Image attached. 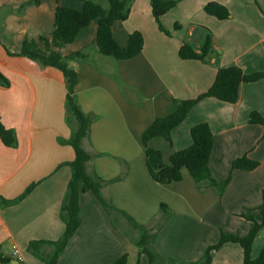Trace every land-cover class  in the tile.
Instances as JSON below:
<instances>
[{
	"label": "crops",
	"instance_id": "0c3cea01",
	"mask_svg": "<svg viewBox=\"0 0 264 264\" xmlns=\"http://www.w3.org/2000/svg\"><path fill=\"white\" fill-rule=\"evenodd\" d=\"M29 1L0 0V73L9 81L8 86L0 84V119L18 140V146L11 148L0 138V254L11 258L9 264H45L28 247L32 241H56L63 235L61 209L72 177L65 163L75 159L73 147L60 141L72 133L63 73L18 54L27 36L38 38L53 31L58 6L81 10L83 0H39L21 10ZM95 1L109 7L108 0ZM175 1L177 6L162 18L167 33L159 29L150 0H134L128 19L116 24L114 38L122 47L135 31L145 38L142 52L133 59L102 56L96 22L82 29L62 53L89 55L88 61L75 65L79 104L84 112L97 116L85 143L98 153L89 169L108 181L122 174L124 163L129 166L124 179L105 187V197L139 224L154 229L157 253L179 263L201 264L206 250L220 241L223 232L246 237L254 226L248 217L264 221L260 209L264 125L250 123L253 112L264 117V78L243 83L235 104L203 99L173 131L172 142L162 137L149 141L169 164L176 151L191 146V129L207 123L215 138L212 174L219 181L232 178L223 196L209 180L198 184L187 169L181 182H155L147 169L143 135L155 119L175 111L174 99H195L208 91L219 67L238 66L247 75L264 72V0ZM209 3L226 7L230 17L220 20L207 13ZM208 30L213 34L210 63L181 59L183 42L202 46ZM242 157L259 167L234 170L233 161ZM32 184L34 189L18 203L1 204L3 199L19 198ZM162 204L169 206L171 214L161 215ZM80 206L81 226L58 264H115L135 242V229L123 214H118L115 224L92 192L81 195ZM263 247L264 227L255 238L252 257L257 258ZM14 248L23 261L14 256ZM141 264H148L147 258ZM211 264H244V250L226 243L212 253Z\"/></svg>",
	"mask_w": 264,
	"mask_h": 264
},
{
	"label": "trees",
	"instance_id": "16d2710c",
	"mask_svg": "<svg viewBox=\"0 0 264 264\" xmlns=\"http://www.w3.org/2000/svg\"><path fill=\"white\" fill-rule=\"evenodd\" d=\"M60 1V0H58ZM134 0H108L109 7L105 8L95 0H83V8L76 10L73 8L58 6L55 14V28L47 36L33 38L27 36L23 42L21 51L18 55L37 61L44 67H55L59 69L64 77L67 88L66 110L67 122L72 129L69 139H60L61 143L68 144L75 151V159L66 162L72 170V177L68 184L65 198L61 209V218L65 224V230L59 240L56 241H32L29 244L28 252L39 257L45 264H58V261L67 248L82 223V209L80 206L81 195L92 192L116 224L118 214H123L129 225L138 231L139 237L135 243L141 248L137 264H141V258L146 257L148 264H185L176 260L164 257L157 253L153 247L156 233L153 228L139 224L125 212L117 209L111 199L105 197L103 191L105 187L115 181H120L128 174L129 166L123 164L122 174L113 180H103L95 171L89 169V163L98 153L87 149L85 143L90 141L91 126L97 119L94 114H89L81 108L76 87L78 84V74L75 65L89 60V55L85 51L73 52L63 55L62 50L68 45L73 44L79 32L90 26L93 22L97 23V48L102 56L115 60H129L139 55L145 44V38L140 31H135L130 35L128 45L122 47L114 38V27L119 22L128 19L131 6ZM152 13L159 29L165 33L162 25V18L177 6V1L171 0H150ZM39 0H31L22 6L24 10L27 6L37 5ZM205 10L220 20L230 17L229 10L217 3H209ZM1 42V39H0ZM213 53V34L209 30L206 33L204 43L198 46L196 43L184 41L179 50V56L183 60H198L210 63L209 58ZM264 78V72L245 74L238 66L227 68L219 67L214 83L208 91L195 99L180 100L174 99L175 111L166 116L157 118L144 132L143 144L146 152V165L152 179L163 185L181 182L183 180V169H187L193 179L199 184L209 180L211 184L219 190L221 196L224 195L231 177L225 180H216L210 168V159L215 143V138L211 127L207 123L194 126L191 129L192 144L186 149L176 151L170 163L163 160V154L149 146V141L155 137H162L172 142L173 131L179 127L188 117L191 110L203 99L213 97L221 101L235 104L239 101L240 87L243 83H254ZM0 84L9 85V81L0 73ZM251 124L264 125V117L258 112H253L250 116ZM0 138L4 145L11 148L18 146L17 135L13 129L7 128L0 119ZM234 170L253 171L259 167V163L248 157L238 158L233 161ZM36 186L32 184L26 191L15 200H1V204L13 205L26 197ZM202 191L203 188L199 187ZM261 211L264 215V192ZM161 215L168 216L171 210L168 205L162 204L160 207ZM254 223L252 230L246 237L229 235L222 233L220 241L210 246L199 262L201 264H211L212 253L220 249L226 243L232 242L239 244L244 250V264H264V247L257 258L252 257V248L256 236L264 227V221L258 223L253 217H248ZM169 218H166V221ZM160 225V224H159ZM160 229V226H159ZM45 247H50L51 251H45ZM11 258L0 254V264H9ZM129 253L125 252L115 264H128ZM194 264V263H189Z\"/></svg>",
	"mask_w": 264,
	"mask_h": 264
},
{
	"label": "rangeland",
	"instance_id": "374dc122",
	"mask_svg": "<svg viewBox=\"0 0 264 264\" xmlns=\"http://www.w3.org/2000/svg\"><path fill=\"white\" fill-rule=\"evenodd\" d=\"M105 3H106V1H105ZM129 235L131 236L130 233H129ZM133 236L135 238L139 237V234H138L137 230H135V232L133 231ZM131 238H132V236H131ZM140 250H141V248L138 247L135 242H132V243L129 244V249H128L129 261H128V264H137V261L139 259ZM144 258L146 259V257H144ZM141 259H143V257Z\"/></svg>",
	"mask_w": 264,
	"mask_h": 264
},
{
	"label": "built area",
	"instance_id": "2783aa9c",
	"mask_svg": "<svg viewBox=\"0 0 264 264\" xmlns=\"http://www.w3.org/2000/svg\"><path fill=\"white\" fill-rule=\"evenodd\" d=\"M14 256L17 258L18 261H23V255L21 254L18 248H14Z\"/></svg>",
	"mask_w": 264,
	"mask_h": 264
}]
</instances>
